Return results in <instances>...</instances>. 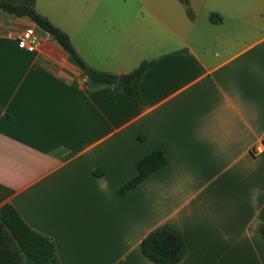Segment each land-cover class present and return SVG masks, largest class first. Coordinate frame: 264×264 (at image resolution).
<instances>
[{
	"label": "crops",
	"instance_id": "1",
	"mask_svg": "<svg viewBox=\"0 0 264 264\" xmlns=\"http://www.w3.org/2000/svg\"><path fill=\"white\" fill-rule=\"evenodd\" d=\"M66 32L91 68L130 75L143 106L91 87L33 21L0 10V184L60 264H156L143 240L169 225L178 264H264V0H5ZM34 29L33 52L18 38ZM167 164L131 191L137 163ZM25 264H33L27 261Z\"/></svg>",
	"mask_w": 264,
	"mask_h": 264
},
{
	"label": "trees",
	"instance_id": "2",
	"mask_svg": "<svg viewBox=\"0 0 264 264\" xmlns=\"http://www.w3.org/2000/svg\"><path fill=\"white\" fill-rule=\"evenodd\" d=\"M180 1L186 7L188 15L193 16L188 0ZM0 10L27 18L49 34L79 64L89 86L95 88L115 86L126 91L138 107L143 106L140 83L154 62H143L129 75L131 82L128 85H119L120 76L95 70L87 65L73 45L70 36L34 7L0 0ZM166 164L167 156L162 150L152 151L138 161L137 175L122 186L119 193L125 194L131 191ZM11 194L9 188L0 184V264H25L27 261L33 264H60L55 242L26 224L16 208L7 201ZM258 234L264 240V223L259 226ZM141 250L146 258L156 264H178L185 257L186 245L181 231L166 225L149 234L143 240Z\"/></svg>",
	"mask_w": 264,
	"mask_h": 264
},
{
	"label": "built area",
	"instance_id": "3",
	"mask_svg": "<svg viewBox=\"0 0 264 264\" xmlns=\"http://www.w3.org/2000/svg\"><path fill=\"white\" fill-rule=\"evenodd\" d=\"M39 43V38L35 33L34 29H27L19 38L18 44L20 48L26 49L33 52ZM251 154L254 157H259L264 155V143L260 142L255 144L251 148Z\"/></svg>",
	"mask_w": 264,
	"mask_h": 264
},
{
	"label": "water",
	"instance_id": "4",
	"mask_svg": "<svg viewBox=\"0 0 264 264\" xmlns=\"http://www.w3.org/2000/svg\"><path fill=\"white\" fill-rule=\"evenodd\" d=\"M130 82H131V78H130L128 75H122V76H120V78H119V82H118V84H119V85L126 86V85H128Z\"/></svg>",
	"mask_w": 264,
	"mask_h": 264
}]
</instances>
